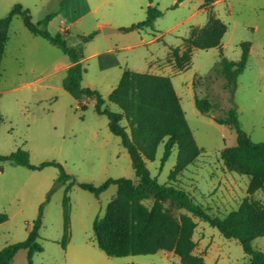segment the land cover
Listing matches in <instances>:
<instances>
[{
	"label": "rangeland",
	"instance_id": "rangeland-1",
	"mask_svg": "<svg viewBox=\"0 0 264 264\" xmlns=\"http://www.w3.org/2000/svg\"><path fill=\"white\" fill-rule=\"evenodd\" d=\"M205 2L153 0L162 16L152 29L140 31L123 29L146 19L149 0H0V19L20 3L40 28L53 35L64 33L63 29L67 44L83 55L82 86L99 91L105 99L104 108L111 111H120L108 96L125 70L170 77L202 154L176 182L169 180L176 148L162 166L165 145L160 144L155 160L146 161V166L160 184L185 190L208 214L224 218L245 200L264 206V190L250 193V178L229 171L221 160L222 150L236 145V131L213 120L236 108L242 130L253 142H264V0H228L217 6H204ZM210 12L227 25L220 48L193 49L190 67L177 72L171 48L183 52V39L193 27H204ZM48 15L53 17L45 26L43 20ZM104 28L117 31L105 33ZM92 34L93 39L86 41ZM244 42L251 43L250 56L231 94L216 72L220 51L227 59L238 61ZM56 64L60 71H54ZM71 64L59 49L31 34L20 17L13 19L0 63V155L23 149L32 165L59 162L75 184L68 192L70 240L64 250L60 245L63 199L72 180L60 183V172L54 167L30 170L4 164L0 171V251L28 238L44 204L39 239L43 252L34 254L33 264H180L170 252L116 258L97 247L93 222L105 214L117 187L111 185L96 197L79 184L98 186L118 178L136 181V175L121 139L109 130L108 118L96 113L95 100L86 96L76 100L63 88V68ZM195 95L213 105L211 113L197 110ZM152 203L150 194L144 204L150 207ZM163 205L175 219L185 213L169 200ZM195 222L194 253L202 256L205 264H250L238 241L224 238L199 219ZM253 246L264 252V236L255 239ZM10 264H27V251L20 250Z\"/></svg>",
	"mask_w": 264,
	"mask_h": 264
},
{
	"label": "trees",
	"instance_id": "trees-1",
	"mask_svg": "<svg viewBox=\"0 0 264 264\" xmlns=\"http://www.w3.org/2000/svg\"><path fill=\"white\" fill-rule=\"evenodd\" d=\"M146 10V19L134 24L125 31L152 29L162 12L153 6V0ZM20 17L28 31L40 37L66 55L72 65L67 69L63 88L76 100L83 96L95 100V111L108 118L110 132L121 139L127 150L136 181L127 178L108 179L101 185L80 183L79 187L99 197L111 185L117 187L116 197L108 204L105 214L97 216L93 222L94 240L97 247L108 257H128L152 255L161 251L171 252L180 264H205L204 258L194 253L193 240L197 227L195 219L208 224L220 232L226 239L239 242L250 264H264V252L254 248L253 241L264 236V206L258 201L245 200L235 211L224 218L214 217L190 198L188 193L173 184H160L151 176L146 161H154L158 146L164 143L162 166L167 162L174 148L177 149L176 164L169 175L171 182L191 166L202 154L190 130L188 121L168 76L150 73H138L125 70L118 86L108 96V101L119 108L114 112L104 108L105 99L97 90L82 86L85 69L82 66V52L67 44L64 33L51 34L45 28L32 21L30 10L22 4H15L5 18L0 19V63L8 42V29L14 18ZM53 16L48 15L43 24L46 26ZM227 32V25L215 18L210 12L204 27H193L187 38L183 39L186 48H171L174 67L177 72L187 70L191 65L193 49L209 50L220 48ZM94 35L85 38L93 39ZM241 57L238 61L227 59L220 51V61L216 72L225 80V88L231 94L237 88V80L244 72L251 50V43L241 44ZM1 78V73H0ZM195 106L202 114H209L213 105L207 99L194 97ZM220 125H226L236 131V145L226 147L221 152V160L232 172L250 178L249 192L264 190V142L255 143L240 126L236 108L229 109L224 116L213 119ZM125 122V125L123 124ZM3 116L0 112V125ZM24 167L30 170H42L46 167L57 168L59 182L66 184L63 199L64 231L60 245L65 250L70 240V201L68 192L75 184L73 177L66 173L63 165L56 161L32 165L29 153L23 149L9 155H0V171L4 164ZM153 196V203L147 207L144 202ZM169 200L177 208L184 210L178 219L170 216L163 205ZM34 221L25 241L7 246L0 251V264H10L20 250L27 251V264H33V256L43 252L39 242L42 227V211ZM3 218V216H2Z\"/></svg>",
	"mask_w": 264,
	"mask_h": 264
},
{
	"label": "crops",
	"instance_id": "crops-1",
	"mask_svg": "<svg viewBox=\"0 0 264 264\" xmlns=\"http://www.w3.org/2000/svg\"><path fill=\"white\" fill-rule=\"evenodd\" d=\"M225 1H228V0H206V2H205V4H204V6L205 5H209V4H216V6L217 5H220V4H223L222 2H225ZM232 2L234 1V0H231ZM103 27H108V26H103ZM64 33H65V31L63 30V29H61ZM72 65V64H71ZM71 65H69V66H65L63 69H65V71H67V69L71 66ZM61 70V68H60V66L58 65V64H56L55 66H54V71H60ZM38 80H40V79H37V80H35V81H33V82H31V83H35V82H37ZM103 252V251H102ZM169 253V252H168ZM171 253V252H170ZM172 254V253H171ZM75 264H80L79 262H76Z\"/></svg>",
	"mask_w": 264,
	"mask_h": 264
},
{
	"label": "water",
	"instance_id": "water-1",
	"mask_svg": "<svg viewBox=\"0 0 264 264\" xmlns=\"http://www.w3.org/2000/svg\"><path fill=\"white\" fill-rule=\"evenodd\" d=\"M113 31H117V29L104 28L105 33L113 32Z\"/></svg>",
	"mask_w": 264,
	"mask_h": 264
}]
</instances>
